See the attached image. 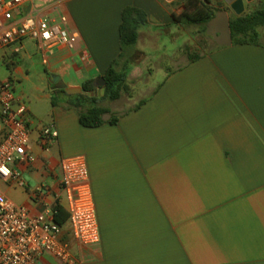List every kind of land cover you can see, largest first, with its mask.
Masks as SVG:
<instances>
[{
    "label": "crops",
    "instance_id": "obj_1",
    "mask_svg": "<svg viewBox=\"0 0 264 264\" xmlns=\"http://www.w3.org/2000/svg\"><path fill=\"white\" fill-rule=\"evenodd\" d=\"M201 2L227 11L229 20L238 16L225 0H42L24 5L23 14L65 16L72 46L44 53L29 38L0 45V81L11 80L21 102L36 79L41 91L60 90L53 75L81 89L73 94H85L82 86L92 81L87 94L100 98L97 81L121 53L123 10L144 11L151 25L140 27L137 45L120 63L131 95L99 102L110 111L103 125L80 123L72 105L78 98L56 101L48 118L27 105L36 162L16 168L35 176L37 186L47 182L48 202L66 207L63 158L83 156L88 164L100 243L80 244L66 225L75 264H264V27L258 44L219 46L213 39L215 47L190 61L187 20ZM262 5L245 0L244 13ZM156 28L181 44L170 54L157 52L144 68L145 46L160 43ZM167 57L172 65H163ZM113 117L116 124L109 123ZM51 124L59 136L43 151L38 128ZM33 189L13 186L5 194L40 213ZM40 264L62 263L45 255Z\"/></svg>",
    "mask_w": 264,
    "mask_h": 264
},
{
    "label": "built area",
    "instance_id": "obj_2",
    "mask_svg": "<svg viewBox=\"0 0 264 264\" xmlns=\"http://www.w3.org/2000/svg\"><path fill=\"white\" fill-rule=\"evenodd\" d=\"M38 1L42 0H0L1 46L19 44L24 38L37 42L44 53L53 46H72L65 16L51 19L23 14L24 5ZM33 123L27 104L15 96L12 81H0V264H40L45 255L62 264H75L64 227L54 218L58 203L47 200L51 190L40 185L30 191V199L44 207L34 214L16 205L1 189L2 184L29 187L16 166L36 162L31 141ZM58 136L53 124L40 125L37 146L48 151ZM46 171H52L51 167L47 166ZM61 172L68 229L80 244L96 246L100 231L87 161L83 156L63 158Z\"/></svg>",
    "mask_w": 264,
    "mask_h": 264
},
{
    "label": "trees",
    "instance_id": "obj_3",
    "mask_svg": "<svg viewBox=\"0 0 264 264\" xmlns=\"http://www.w3.org/2000/svg\"><path fill=\"white\" fill-rule=\"evenodd\" d=\"M220 11V8L214 9L209 3L201 2L197 11L192 16L188 17V26H200L202 30L207 33V24ZM147 21L146 13L140 9L128 6L123 10L120 25L121 53L103 76L106 83L104 95L100 98L89 96L87 93L91 91L93 82H86V84L82 86V91L85 94H77L78 103L72 104L76 108H79L80 123L84 127H99L106 122L104 116L109 114L110 111L108 108L100 105L99 102L101 100L114 102L119 100L124 94L131 95L128 72L125 68H120V63L121 60L125 58L127 51L137 45L139 40V29L143 25H146ZM230 27L233 43L258 44L259 30L264 27V5L243 13L240 16L231 17ZM184 51L189 55L190 61H195L200 57L198 53H192L190 47L185 48ZM58 91L65 92V90ZM145 102L146 100L141 104ZM52 104L55 105V101H52ZM117 122V117H113L109 120L110 124H116ZM54 218L60 226L65 227L67 225L68 213L60 204L55 207Z\"/></svg>",
    "mask_w": 264,
    "mask_h": 264
},
{
    "label": "rangeland",
    "instance_id": "obj_4",
    "mask_svg": "<svg viewBox=\"0 0 264 264\" xmlns=\"http://www.w3.org/2000/svg\"><path fill=\"white\" fill-rule=\"evenodd\" d=\"M213 1V0H212ZM151 25H143L142 28L150 29ZM163 28H156V31L159 34L160 43L157 47L153 46L152 44H147L145 46V50L147 52V58L143 59L141 62L142 67H149V64L153 63L156 59L157 52H166L170 54L172 51H176L178 46L181 44V39L173 40L164 30H160ZM189 33V41L188 46L192 53L202 54L210 50V48L215 47L216 43L211 38L210 35L205 33L200 26H188L187 27ZM163 65H172L170 58H163L162 59ZM172 67V66H170ZM36 86H41V81L36 79L34 83H31L27 88L25 86L24 89V101L25 103L31 108L32 112L37 115V117L48 118L50 117L51 108H52V101H58V103L63 102L62 100L65 99L67 101H71L75 103L76 98L78 97L77 94H68L66 92H60L58 90L51 92L49 89H44L41 91L37 89ZM55 86V84L53 85ZM132 92V91H131ZM50 95L52 100H49L45 97V95ZM110 102V101H108ZM23 180H25L28 184H30L31 188H35L37 186V179L35 176L29 173H21ZM47 184L44 181V186ZM12 188L11 184H2L1 189L3 191H9Z\"/></svg>",
    "mask_w": 264,
    "mask_h": 264
},
{
    "label": "water",
    "instance_id": "obj_5",
    "mask_svg": "<svg viewBox=\"0 0 264 264\" xmlns=\"http://www.w3.org/2000/svg\"><path fill=\"white\" fill-rule=\"evenodd\" d=\"M226 3L230 6L232 11L237 14L238 16L244 13L245 9V0H225ZM247 2H252L254 0H246ZM207 34L212 36L215 42L219 46H228L233 43L232 34H231V27H230V20L227 11H220L217 15L209 21L207 24ZM51 81L56 83L57 88L60 90H65L68 94H73L76 92H80L81 89H70L67 88V85L64 84L58 75H53L51 77ZM105 79L104 77L100 78L97 81V86L100 89L101 95L105 93ZM96 97L100 96L98 94L95 95Z\"/></svg>",
    "mask_w": 264,
    "mask_h": 264
}]
</instances>
